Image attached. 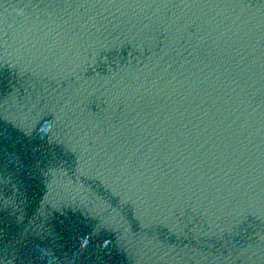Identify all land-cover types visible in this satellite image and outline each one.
Returning <instances> with one entry per match:
<instances>
[{
	"label": "water",
	"instance_id": "1",
	"mask_svg": "<svg viewBox=\"0 0 264 264\" xmlns=\"http://www.w3.org/2000/svg\"><path fill=\"white\" fill-rule=\"evenodd\" d=\"M0 264H264V0H0Z\"/></svg>",
	"mask_w": 264,
	"mask_h": 264
}]
</instances>
